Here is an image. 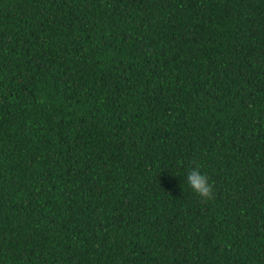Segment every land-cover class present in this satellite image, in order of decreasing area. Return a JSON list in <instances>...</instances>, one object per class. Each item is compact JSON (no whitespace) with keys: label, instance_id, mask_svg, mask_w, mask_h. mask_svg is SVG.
I'll return each mask as SVG.
<instances>
[{"label":"trees","instance_id":"16d2710c","mask_svg":"<svg viewBox=\"0 0 264 264\" xmlns=\"http://www.w3.org/2000/svg\"><path fill=\"white\" fill-rule=\"evenodd\" d=\"M0 264H264V0H0Z\"/></svg>","mask_w":264,"mask_h":264},{"label":"clouds","instance_id":"9594fccd","mask_svg":"<svg viewBox=\"0 0 264 264\" xmlns=\"http://www.w3.org/2000/svg\"><path fill=\"white\" fill-rule=\"evenodd\" d=\"M185 181L187 186L198 196L211 200L214 196L210 177L200 167H190L186 170Z\"/></svg>","mask_w":264,"mask_h":264}]
</instances>
